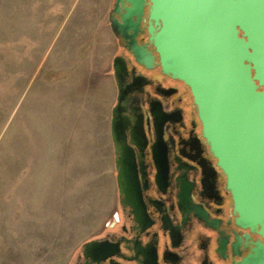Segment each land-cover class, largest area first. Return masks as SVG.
Segmentation results:
<instances>
[{"label":"rangeland","instance_id":"1","mask_svg":"<svg viewBox=\"0 0 264 264\" xmlns=\"http://www.w3.org/2000/svg\"><path fill=\"white\" fill-rule=\"evenodd\" d=\"M113 0H0V264H74L116 207Z\"/></svg>","mask_w":264,"mask_h":264},{"label":"flooded vegetation","instance_id":"2","mask_svg":"<svg viewBox=\"0 0 264 264\" xmlns=\"http://www.w3.org/2000/svg\"><path fill=\"white\" fill-rule=\"evenodd\" d=\"M116 2L108 12L113 51L107 72L114 93L108 135L116 207L109 224L82 244L105 243L109 255L85 259L81 246L74 264H264L263 229L241 219L191 89L163 71L149 33L151 0H145L138 32L127 35L147 47L152 67L138 61L130 39L113 31L110 20L123 25L131 7L123 1L115 13Z\"/></svg>","mask_w":264,"mask_h":264},{"label":"water","instance_id":"3","mask_svg":"<svg viewBox=\"0 0 264 264\" xmlns=\"http://www.w3.org/2000/svg\"><path fill=\"white\" fill-rule=\"evenodd\" d=\"M123 1L131 5L122 16L124 24L112 18L111 27L130 39L129 49L139 62L152 67L147 47L127 35L128 29L138 32L145 0H117L115 13ZM151 3L149 33L163 71L191 89L205 138L241 219L260 225L264 233V0ZM114 69L117 79V59ZM116 109L112 132L117 147ZM82 249L85 259L109 255L106 244L97 241Z\"/></svg>","mask_w":264,"mask_h":264}]
</instances>
